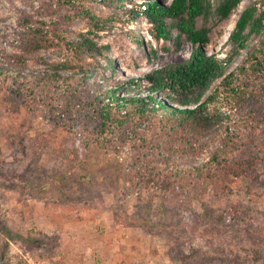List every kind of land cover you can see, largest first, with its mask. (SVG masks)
I'll return each mask as SVG.
<instances>
[{
	"label": "trees",
	"instance_id": "16d2710c",
	"mask_svg": "<svg viewBox=\"0 0 264 264\" xmlns=\"http://www.w3.org/2000/svg\"><path fill=\"white\" fill-rule=\"evenodd\" d=\"M241 1L172 0L165 6L153 0L143 9H128L133 0H48L41 6L46 15L66 12L51 21L25 18L29 26L20 33L24 54L0 59V107L17 109L14 119L10 114L13 122L7 112L3 115L5 109L0 111V135L29 155V170L34 169L31 175L12 177L14 184L45 198L44 193L75 191L100 173L112 191L121 182H136L151 194L186 193L202 200L205 190L226 186L231 178H252L257 168L264 176V0H253L241 11L223 58L205 50L211 23L229 18ZM95 4L121 14L96 13ZM140 15L150 24L151 37L169 42L174 52L183 40L189 42V57L141 76L119 71L109 45H98L94 36L124 17L132 22ZM76 20L86 28L72 38L67 27ZM129 34L134 44L143 45L137 32ZM256 37L261 39L229 71ZM41 51L58 59L46 61ZM156 58L151 50L148 61ZM224 110L234 111L236 121ZM38 122L43 128L34 127ZM221 127L218 145L206 161L196 167L179 164L199 156L206 136ZM32 129L35 134L29 137ZM43 156L55 158L47 174L34 168ZM43 175L50 178L48 184ZM236 217L231 207L218 219L227 223ZM246 261L264 262L263 248L240 242L235 263Z\"/></svg>",
	"mask_w": 264,
	"mask_h": 264
},
{
	"label": "rangeland",
	"instance_id": "374dc122",
	"mask_svg": "<svg viewBox=\"0 0 264 264\" xmlns=\"http://www.w3.org/2000/svg\"><path fill=\"white\" fill-rule=\"evenodd\" d=\"M146 1L153 0H133L134 5L128 4L127 8L139 6L143 9ZM156 1L168 6L172 0ZM252 1L242 0L229 18L211 23L210 43L205 48L208 53L219 58L225 56L227 38L241 11ZM46 3L48 0H0L1 61L3 54H24L20 33L29 26L25 25V18L51 21L66 12L60 10L56 15H46L41 10ZM93 11L121 14L100 4H95ZM112 27L98 32L94 40L98 45H109L116 68L127 76L144 75L166 63L186 59L191 53V44L185 40L179 52H174L169 42L155 41L149 33L150 24L141 15L132 22H126L124 17ZM85 28L81 20L67 27L72 38ZM129 31L139 34L142 46L132 42ZM260 39L250 40L229 71L241 64ZM151 50L156 51L157 58L149 62ZM38 55L46 61L58 59L47 51ZM99 63L104 64L102 60ZM2 109H5L3 115L7 112L9 121L13 122L17 112L13 104L0 107V111ZM224 112L231 122L236 121L234 111ZM34 127L43 128L40 122ZM223 131L221 127L207 135L202 153L179 164L200 166L218 145ZM34 134L33 129L28 132L29 137ZM31 164L29 155L11 148L9 140L0 135V229L4 231L0 230V264H236V252L243 241L247 247L259 244L264 254V176L261 168H257V176L252 178H231L226 186L212 192L205 190L202 200L186 193L151 194L136 182L132 185L121 182L119 190L112 191L102 182L100 173L75 191L44 193L45 198H42L41 192L20 190L12 179L31 175L34 172V169L29 170L33 167ZM53 165L54 157L43 156L34 168H43L47 174ZM40 177L44 184L50 182L48 176ZM231 207L237 217L221 223L218 217L228 213ZM244 255L249 256L248 253Z\"/></svg>",
	"mask_w": 264,
	"mask_h": 264
},
{
	"label": "bare ground",
	"instance_id": "6f19581e",
	"mask_svg": "<svg viewBox=\"0 0 264 264\" xmlns=\"http://www.w3.org/2000/svg\"><path fill=\"white\" fill-rule=\"evenodd\" d=\"M126 66V65H125ZM121 70V69H120Z\"/></svg>",
	"mask_w": 264,
	"mask_h": 264
}]
</instances>
